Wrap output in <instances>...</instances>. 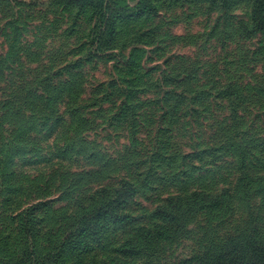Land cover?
Here are the masks:
<instances>
[{"label": "rangeland", "instance_id": "374dc122", "mask_svg": "<svg viewBox=\"0 0 264 264\" xmlns=\"http://www.w3.org/2000/svg\"><path fill=\"white\" fill-rule=\"evenodd\" d=\"M0 264H264V0H0Z\"/></svg>", "mask_w": 264, "mask_h": 264}, {"label": "trees", "instance_id": "16d2710c", "mask_svg": "<svg viewBox=\"0 0 264 264\" xmlns=\"http://www.w3.org/2000/svg\"><path fill=\"white\" fill-rule=\"evenodd\" d=\"M132 185L130 182H126L122 184L121 188L118 189L116 192H120L121 190H123V188ZM93 200L95 199V196H93L92 198ZM127 202L126 199L122 200V204H125ZM45 205L44 202H36L34 204H30L29 206H27L25 209L21 210L16 216V219L18 220V222H20V224L22 225V233L24 235L23 239L26 237H33L34 236V229L32 228V225L35 222H39V220H41V218L39 217V212L40 209ZM83 206L86 205H80V208L76 211H72V212H65L63 214H61L59 216L60 221H61V226L65 225V226H71L70 231H67V229H62L61 231V236L60 238L54 239L52 240V242H48L47 244H50L49 246H51L50 248H52L51 250H57V249H62L64 250L65 247L67 246L68 243L72 242L75 240L74 238V231L75 229H79V227L81 226V223L86 220L90 213L93 210L95 211H99L101 208H99V206L96 204V206H94L92 209H88V208H84ZM29 220H33V224H29ZM123 218H121V216L117 215L115 218H111L110 223L111 224H119V223H123ZM26 236V237H25ZM103 237V232L99 233L98 235H93L90 236V240L93 243H96L99 239H101ZM22 257L23 258H27L29 256L33 255V251L30 249V247H23L22 249ZM51 251V252H52ZM47 252H45L46 254Z\"/></svg>", "mask_w": 264, "mask_h": 264}]
</instances>
